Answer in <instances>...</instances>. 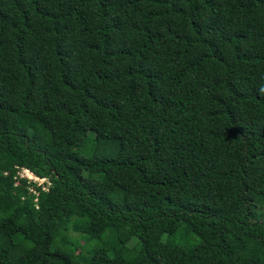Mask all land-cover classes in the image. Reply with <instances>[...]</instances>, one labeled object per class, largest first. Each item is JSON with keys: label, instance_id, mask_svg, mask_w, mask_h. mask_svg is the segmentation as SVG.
Masks as SVG:
<instances>
[{"label": "trees", "instance_id": "trees-1", "mask_svg": "<svg viewBox=\"0 0 264 264\" xmlns=\"http://www.w3.org/2000/svg\"><path fill=\"white\" fill-rule=\"evenodd\" d=\"M261 208L264 0H0V264H264Z\"/></svg>", "mask_w": 264, "mask_h": 264}, {"label": "rangeland", "instance_id": "rangeland-1", "mask_svg": "<svg viewBox=\"0 0 264 264\" xmlns=\"http://www.w3.org/2000/svg\"><path fill=\"white\" fill-rule=\"evenodd\" d=\"M95 147H96V142L93 139V133L88 132L86 139L84 140L83 144L79 147L78 150L84 153L85 155H91L94 151H96ZM98 151L102 153L101 148ZM104 151L106 153H112V148L110 147L105 148ZM19 172L23 173V170L20 169ZM258 214L259 216L264 217V208L258 209ZM67 233L69 239L74 240V243H76L77 246L76 252L79 250L88 252L93 248H99L106 244H112L115 241L113 232L110 229L105 230L101 235V237L96 239H89V240L83 234L75 232L71 229ZM163 239L168 240L166 236H164ZM134 241L136 242V239L132 238L130 242L127 244V246L128 247L131 246ZM171 241L177 244H192L193 242L197 241V237L192 233H187L185 231L184 225H180L177 231L175 232V234L173 235V237L171 238Z\"/></svg>", "mask_w": 264, "mask_h": 264}, {"label": "built area", "instance_id": "built-area-1", "mask_svg": "<svg viewBox=\"0 0 264 264\" xmlns=\"http://www.w3.org/2000/svg\"><path fill=\"white\" fill-rule=\"evenodd\" d=\"M23 170V173L18 171V176L21 178H26L28 182H32V184H29L28 190L37 195L38 191L34 188V184L38 187L41 188V190L46 191L48 189V186L50 185V181L48 180L47 177H39L32 173L30 170L21 168ZM36 200V198H35Z\"/></svg>", "mask_w": 264, "mask_h": 264}]
</instances>
